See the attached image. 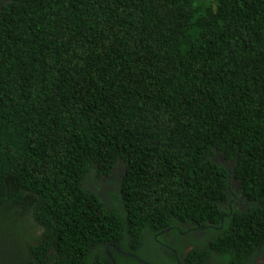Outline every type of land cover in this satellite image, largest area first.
<instances>
[{
    "label": "trees",
    "instance_id": "trees-1",
    "mask_svg": "<svg viewBox=\"0 0 264 264\" xmlns=\"http://www.w3.org/2000/svg\"><path fill=\"white\" fill-rule=\"evenodd\" d=\"M0 245L264 264V0H0Z\"/></svg>",
    "mask_w": 264,
    "mask_h": 264
},
{
    "label": "flooded vegetation",
    "instance_id": "flooded-vegetation-1",
    "mask_svg": "<svg viewBox=\"0 0 264 264\" xmlns=\"http://www.w3.org/2000/svg\"><path fill=\"white\" fill-rule=\"evenodd\" d=\"M167 231H169V229H166L164 232H167ZM192 247L191 246H189V247H187V249H185V251H187V250H190ZM263 261V258L260 256V257H258L257 259H256V263L258 264V263H261Z\"/></svg>",
    "mask_w": 264,
    "mask_h": 264
},
{
    "label": "rangeland",
    "instance_id": "rangeland-1",
    "mask_svg": "<svg viewBox=\"0 0 264 264\" xmlns=\"http://www.w3.org/2000/svg\"><path fill=\"white\" fill-rule=\"evenodd\" d=\"M0 252L4 253L3 247L0 245ZM264 257V255H263Z\"/></svg>",
    "mask_w": 264,
    "mask_h": 264
}]
</instances>
